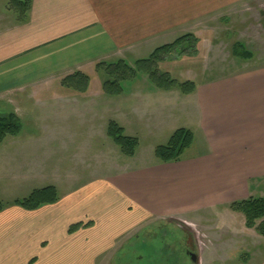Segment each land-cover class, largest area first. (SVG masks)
I'll list each match as a JSON object with an SVG mask.
<instances>
[{
    "label": "crops",
    "instance_id": "obj_1",
    "mask_svg": "<svg viewBox=\"0 0 264 264\" xmlns=\"http://www.w3.org/2000/svg\"><path fill=\"white\" fill-rule=\"evenodd\" d=\"M182 1L185 9H181ZM212 1L30 0L25 22L16 19L13 25L0 29V105L22 109L20 104L47 95L61 99L72 96L83 98L82 104H57L46 109L57 118L74 114L84 121L86 116L95 120L101 111L108 114L109 110L100 109L95 101L86 102L92 93L91 76L98 74L96 64L125 60L129 50L133 53L155 38L175 33L177 26L190 22L193 13L199 16L208 8H216L217 3L209 7ZM193 3L197 6L192 12ZM138 55L136 59L143 58ZM74 72L90 78L84 93L61 86V80ZM154 93L148 100L143 94L140 101L136 100L132 110L137 121L144 124L185 118L187 126L182 129L193 134L191 146L199 135L206 151L199 154L196 150L188 157L183 153L177 162L156 159L122 177L89 182L63 193L53 184L57 202L36 210L8 204L0 212V264H97V258L108 251L112 252L109 264H115L131 238L125 235L128 231L138 232L146 225L169 219L202 224L203 217L220 216L232 211L231 204L256 197L264 186V67L197 84L189 95L176 90L154 89ZM33 108L44 111L38 106ZM56 129L58 132L51 134L53 139L65 141V131ZM20 138L8 137L0 146V150L6 142H12L7 148L17 146L6 157L0 155L3 164L7 157L33 164L30 147L46 142L35 135ZM15 150L18 154L13 153ZM234 214L242 216V226L252 235L248 239L262 243L255 228L245 226L243 215ZM76 224L84 227L69 234V228ZM241 231L236 230V240ZM246 246L240 242L236 256ZM261 255L254 264H264V253ZM247 256L245 263L251 264L253 255Z\"/></svg>",
    "mask_w": 264,
    "mask_h": 264
},
{
    "label": "rangeland",
    "instance_id": "obj_2",
    "mask_svg": "<svg viewBox=\"0 0 264 264\" xmlns=\"http://www.w3.org/2000/svg\"><path fill=\"white\" fill-rule=\"evenodd\" d=\"M212 3H217L216 8H208L206 14L199 16L198 11L197 15L193 13L190 22L177 26L175 33H170L164 38H155L150 44H145L142 49L136 51L140 52L143 58H147L156 47L172 43L185 34H193L199 41L198 53L195 56H182L178 60L172 58L173 60L160 63L159 68L178 81H194L196 85L214 83L264 67V0H214L208 3L209 7ZM179 4L178 1L176 5ZM184 5L186 4L182 1L181 9H185ZM192 5L193 12L197 5ZM0 15H3L0 18V29L16 22L17 13L10 0H0ZM235 42L242 43L251 52L252 58L243 60L234 57L231 47ZM136 51L132 53V50H129L125 61L132 64L137 60ZM98 74L91 76L92 93L86 102L95 101V105L101 107L100 109H108L109 113L101 111L93 121L91 116H86L84 121L74 114L65 115L63 119L57 118L46 109L47 106L57 104H65L66 107L82 104L83 98L72 96L61 99L47 95L32 100L33 103H27L26 100L25 105L20 104L22 109H16L15 105H0L1 114L16 112L21 121L20 133L8 137H21L20 139L24 140L35 135L46 141L41 146L30 147V153L35 158L32 159L35 162L31 165L18 157H7L3 164V158L0 156V171H9V174H1L0 202L10 204L28 197L34 189L53 184L63 193L68 188H78L89 182L122 177L123 174L133 172L132 170L145 164L156 162L155 148L165 145L173 130L187 126L185 118H168L163 120L165 123L153 121L142 124L137 121V114L132 110L136 100L140 101L142 94L144 100L155 94V88L145 75L139 74L134 81L123 83L122 94L107 96L101 91L102 75ZM6 86L4 84V87ZM2 87L3 84L0 90ZM31 105L43 108L44 111L36 112ZM27 108L31 110L27 112ZM110 120L117 122L125 135L137 139L138 145L133 158H125L107 137V122ZM56 127L65 131V141H56L51 136L52 133L58 132ZM43 128L45 129L41 130ZM196 137L195 144L184 152V157L190 156L196 150L199 154L206 151L207 146L202 137ZM8 144L12 142H6L2 146L0 155L6 157L10 151L17 148H7ZM13 153L18 154L16 150ZM23 155L24 152H21V157ZM34 176L44 178L36 179ZM262 195L264 196V186H261L256 197ZM234 212H223L220 216L208 215L203 217L202 224H194L185 219H169L165 223L146 225L138 232L128 231L125 235L129 234L131 238L124 245L123 254L115 264H246L247 254V257L249 254L253 255L251 264L257 263L264 253V238L258 235L262 243L257 242L258 239L250 241L248 236L252 235L242 226V216ZM188 218L191 220L194 216ZM241 228L242 234L237 236L239 239L236 240V230ZM240 242L248 246L244 251L241 249L236 256L235 250L240 247ZM186 247L195 254V262L186 256ZM111 259L112 252L108 251L96 261L97 264H109Z\"/></svg>",
    "mask_w": 264,
    "mask_h": 264
},
{
    "label": "trees",
    "instance_id": "obj_3",
    "mask_svg": "<svg viewBox=\"0 0 264 264\" xmlns=\"http://www.w3.org/2000/svg\"><path fill=\"white\" fill-rule=\"evenodd\" d=\"M15 7L17 19L26 21V12L29 10L30 0H10ZM198 38L193 34H185L175 39L172 43L163 44L155 48L147 58L137 59L129 64L124 59L99 62L95 70L102 75L101 90L107 96H118L123 92V83L134 81L139 74L146 79L155 89L162 91H179L183 95L192 94L196 90L194 81H178L169 73L162 71L159 64L169 60H178L182 56H195L198 53ZM234 57L249 60L251 52L240 43L235 42L231 47ZM173 58V59H172ZM90 83V78L82 72H74L61 80V86L68 90L84 93ZM21 121L15 113H0V145L8 136H17L21 131ZM107 137L115 144L123 156L133 157L138 141L134 137L125 135L121 126L114 121H109L106 128ZM193 141V134L188 129H178L171 134L167 143L154 150L156 159L162 163L177 162L181 155L188 149ZM58 194L54 187L49 186L32 191L28 197L12 202L25 210L32 211L47 204H54ZM8 204L0 202V212ZM232 211L240 212L247 228H255L257 233L264 236V196L250 197L235 202L229 207ZM81 224L73 225L68 233L72 234L83 228Z\"/></svg>",
    "mask_w": 264,
    "mask_h": 264
},
{
    "label": "flooded vegetation",
    "instance_id": "obj_4",
    "mask_svg": "<svg viewBox=\"0 0 264 264\" xmlns=\"http://www.w3.org/2000/svg\"><path fill=\"white\" fill-rule=\"evenodd\" d=\"M186 256H187L191 261H193V262L196 261V256L194 257V256L192 255L191 252L186 251ZM159 264H162V263H159Z\"/></svg>",
    "mask_w": 264,
    "mask_h": 264
},
{
    "label": "water",
    "instance_id": "obj_5",
    "mask_svg": "<svg viewBox=\"0 0 264 264\" xmlns=\"http://www.w3.org/2000/svg\"><path fill=\"white\" fill-rule=\"evenodd\" d=\"M195 257V256H194Z\"/></svg>",
    "mask_w": 264,
    "mask_h": 264
}]
</instances>
